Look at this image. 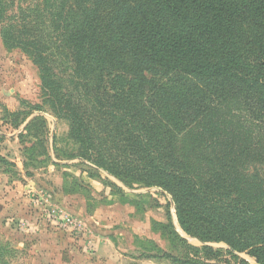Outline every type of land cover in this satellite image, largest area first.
Instances as JSON below:
<instances>
[{
  "label": "trees",
  "instance_id": "trees-1",
  "mask_svg": "<svg viewBox=\"0 0 264 264\" xmlns=\"http://www.w3.org/2000/svg\"><path fill=\"white\" fill-rule=\"evenodd\" d=\"M45 1L21 0L1 36L38 67L72 138L171 194L190 236L264 264V0ZM184 249L165 260L222 256Z\"/></svg>",
  "mask_w": 264,
  "mask_h": 264
},
{
  "label": "rangeland",
  "instance_id": "rangeland-1",
  "mask_svg": "<svg viewBox=\"0 0 264 264\" xmlns=\"http://www.w3.org/2000/svg\"><path fill=\"white\" fill-rule=\"evenodd\" d=\"M7 2L15 5L0 17V264H169L164 254L186 245L220 252L210 264H259L187 234L171 194L111 173L72 138L33 60L3 43L2 28L24 6Z\"/></svg>",
  "mask_w": 264,
  "mask_h": 264
}]
</instances>
